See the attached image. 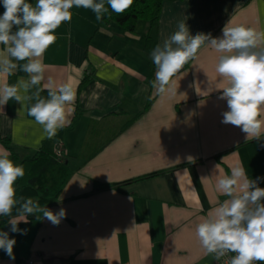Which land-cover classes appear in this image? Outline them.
<instances>
[{"label": "crops", "instance_id": "0c3cea01", "mask_svg": "<svg viewBox=\"0 0 264 264\" xmlns=\"http://www.w3.org/2000/svg\"><path fill=\"white\" fill-rule=\"evenodd\" d=\"M71 12L42 57L41 82L51 77L75 89L70 124L49 139L27 114L31 101L22 107L9 100L0 108V138L9 139L19 160L62 145L72 174L59 202L48 208H65L67 218L58 227L34 215L21 221L27 235L9 233L16 239L15 260L0 251V264H215L195 229L228 199L217 180L242 166L264 188V138L248 140L239 127L221 122L227 111L226 100L219 99L227 82L215 71L221 53L202 46L172 77L174 91L160 94L152 87L155 65L136 53L135 35L100 24L90 9ZM181 20L192 35L219 37L228 24L264 37V0L165 2L151 30L154 48ZM6 56L0 45V59ZM20 78L28 77L19 68L12 75L0 73V87ZM124 181L133 182L109 187ZM9 228L7 222L0 230Z\"/></svg>", "mask_w": 264, "mask_h": 264}, {"label": "clouds", "instance_id": "9594fccd", "mask_svg": "<svg viewBox=\"0 0 264 264\" xmlns=\"http://www.w3.org/2000/svg\"><path fill=\"white\" fill-rule=\"evenodd\" d=\"M133 3L134 0H35L33 4L29 0H0L4 8L0 14V45L7 52L0 59V73L12 75L19 68L28 77L0 87V108L9 100L22 107L32 101L28 116L42 127L47 138L55 137L70 124L69 116L74 112L71 105L76 100V91L68 83L57 84L49 77L41 86L45 80L42 57L56 41L55 30L72 19L73 7L90 9L100 20L109 9L120 15ZM205 45L221 53L215 69L219 78L227 82V86L219 88V99L227 102L221 122L239 127L248 140L264 138V119H260L264 112V37L251 28L226 24L219 37L202 32L192 35L186 21H179L176 31L150 53L156 69L152 87L160 94L172 93V77ZM21 61L24 63H18ZM44 91L46 97L41 95ZM10 156L9 151L0 149V217H10L9 231L0 230V251L15 260L16 239L9 233L27 235L29 230L19 227L21 221L28 223V217L34 215L58 227L67 218V210L60 207L53 211L41 206L37 199L18 197L16 182L24 177L25 169ZM260 179H248L245 169L237 166L230 175L217 180V189L228 199L195 229L200 245L216 261L234 253L224 264H264V188L259 187Z\"/></svg>", "mask_w": 264, "mask_h": 264}, {"label": "trees", "instance_id": "16d2710c", "mask_svg": "<svg viewBox=\"0 0 264 264\" xmlns=\"http://www.w3.org/2000/svg\"><path fill=\"white\" fill-rule=\"evenodd\" d=\"M181 1V0H134V3L123 14L117 15L109 9L101 19L100 24H115L122 32L126 34H136L138 24L144 22L148 25V30L156 29L159 24L160 14L165 2ZM85 83V79L79 85ZM80 87L78 89H80ZM33 88L31 91H35ZM47 96V91L41 93ZM32 102V101H31ZM151 100L147 103L144 111L150 106ZM141 114L132 117L129 122L137 119ZM127 124L124 125L126 127ZM92 127V126H91ZM89 128V131L91 129ZM0 143L11 153L10 159L15 163L23 165L25 175L16 182L17 196L32 197L39 200L41 206L50 207L59 202V197L71 177V169L66 163V159L58 158L55 154V148L51 151L45 148L37 151L31 158L19 160L18 155L11 147L8 138L1 139ZM157 175V173L149 174L138 180L147 179ZM133 181H124L109 187H119ZM97 190L102 188L96 187ZM15 216V211L13 212ZM10 217H0V227L5 225Z\"/></svg>", "mask_w": 264, "mask_h": 264}, {"label": "rangeland", "instance_id": "374dc122", "mask_svg": "<svg viewBox=\"0 0 264 264\" xmlns=\"http://www.w3.org/2000/svg\"><path fill=\"white\" fill-rule=\"evenodd\" d=\"M125 35H128V34H125ZM149 35H150V37H149ZM149 35H148V25L144 22H140L138 24L136 34H135V41H136V46H137L136 53L137 54H142V55H145L146 57H150V53L154 49L153 32H152V34H149ZM130 42L131 43L133 42L132 38H131ZM144 59L148 60V58H144Z\"/></svg>", "mask_w": 264, "mask_h": 264}, {"label": "built area", "instance_id": "2783aa9c", "mask_svg": "<svg viewBox=\"0 0 264 264\" xmlns=\"http://www.w3.org/2000/svg\"><path fill=\"white\" fill-rule=\"evenodd\" d=\"M0 5H1V4H0ZM55 154H56V156H57L58 158H63V156H64V151H63V147H62L61 144H60V145H57V146L55 147ZM231 255H234V253L229 254V257L222 258V260L219 261V262L216 261V260L214 259L215 264H224V260L230 258ZM212 257H213V256H212ZM23 264H33V261H32V260H27V261L24 262ZM257 264H259V262H257Z\"/></svg>", "mask_w": 264, "mask_h": 264}]
</instances>
